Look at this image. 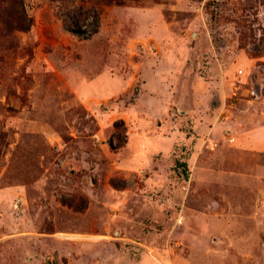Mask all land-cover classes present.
I'll list each match as a JSON object with an SVG mask.
<instances>
[{"label":"rangeland","instance_id":"rangeland-1","mask_svg":"<svg viewBox=\"0 0 264 264\" xmlns=\"http://www.w3.org/2000/svg\"><path fill=\"white\" fill-rule=\"evenodd\" d=\"M240 52L264 0H0V264H264V154L193 123Z\"/></svg>","mask_w":264,"mask_h":264},{"label":"crops","instance_id":"crops-1","mask_svg":"<svg viewBox=\"0 0 264 264\" xmlns=\"http://www.w3.org/2000/svg\"><path fill=\"white\" fill-rule=\"evenodd\" d=\"M237 58L235 64H239L241 68L238 70L241 73H234L230 64L226 63L217 76L214 75L207 81L204 90L193 86L195 100L199 95L210 108L212 100L216 103L212 113L203 115L195 112L193 123L195 128L200 127L202 123H208L209 130H213L214 125L221 124L230 131L227 141L231 142L234 148L264 154V82H260V78L264 79V54L253 57L240 52ZM252 89L257 90L258 98L250 95ZM198 142L201 143L200 138ZM146 151L147 148L142 146L141 152L146 154ZM262 170L259 167L254 169L257 173ZM256 176L258 177V174Z\"/></svg>","mask_w":264,"mask_h":264},{"label":"built area","instance_id":"built-area-1","mask_svg":"<svg viewBox=\"0 0 264 264\" xmlns=\"http://www.w3.org/2000/svg\"><path fill=\"white\" fill-rule=\"evenodd\" d=\"M238 73H241V71L240 70H238ZM250 95L251 96H253L254 98H258V93H257V90L256 89H252L251 91H250Z\"/></svg>","mask_w":264,"mask_h":264},{"label":"trees","instance_id":"trees-1","mask_svg":"<svg viewBox=\"0 0 264 264\" xmlns=\"http://www.w3.org/2000/svg\"><path fill=\"white\" fill-rule=\"evenodd\" d=\"M111 1H113V0H108V2H111ZM28 25H29V23H27L25 25H21V27L19 29L26 30L28 28ZM252 56L255 57L256 55L255 56L252 55Z\"/></svg>","mask_w":264,"mask_h":264},{"label":"bare ground","instance_id":"bare-ground-1","mask_svg":"<svg viewBox=\"0 0 264 264\" xmlns=\"http://www.w3.org/2000/svg\"><path fill=\"white\" fill-rule=\"evenodd\" d=\"M64 235H65V234H63V236H64ZM67 236H68V237H75V238L78 237V236H71V235L69 236V235H66V237H67ZM98 237H99V236H98ZM91 238H92V237H91ZM78 239H79V238H78ZM93 239H94V238H93Z\"/></svg>","mask_w":264,"mask_h":264}]
</instances>
